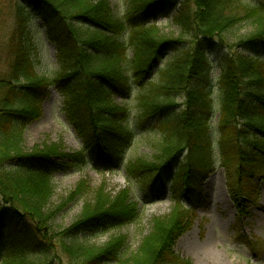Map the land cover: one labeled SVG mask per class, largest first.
Returning <instances> with one entry per match:
<instances>
[{
  "label": "trees",
  "instance_id": "1",
  "mask_svg": "<svg viewBox=\"0 0 264 264\" xmlns=\"http://www.w3.org/2000/svg\"><path fill=\"white\" fill-rule=\"evenodd\" d=\"M25 2L55 47L59 74L53 79L37 76L32 59L36 49L26 31V9L20 5L22 19L11 42L14 63L9 77L0 79V264H124V239L97 248L79 237L133 222L136 205L129 204L126 194L111 203L109 212L87 214L57 237L47 232L42 210L53 195L51 178L73 165L57 147L25 152L23 135L42 117L51 88L63 97L66 121L77 138L98 160L118 168L136 129L129 111L118 107L115 98L126 100L135 87H149L140 97L136 128L147 131L151 120L160 117L154 125L163 138L160 163L138 160L127 172L133 179L143 172L146 187L170 183L175 210L170 220L155 223L157 236L146 239L138 264H190L175 255L173 245L191 229L195 212L203 206L202 187L214 170L216 147L222 165L235 169L229 193L239 219L251 216L264 180V1L254 6L240 0H131L123 20L114 16L107 0ZM172 14L181 29L176 41L165 39L157 27L160 18ZM242 26L253 27V32L227 45L226 35ZM125 36L128 45L121 41ZM128 47L136 51L132 63ZM222 48L220 137L215 142L210 54ZM166 59L158 71L164 82L155 84L151 77ZM176 98L182 103L176 104ZM87 157L82 150L72 159L86 164Z\"/></svg>",
  "mask_w": 264,
  "mask_h": 264
},
{
  "label": "rangeland",
  "instance_id": "2",
  "mask_svg": "<svg viewBox=\"0 0 264 264\" xmlns=\"http://www.w3.org/2000/svg\"><path fill=\"white\" fill-rule=\"evenodd\" d=\"M26 0H0V79L8 78L15 58L11 50V42L16 38L22 13L19 6L25 7L24 22L29 38L35 46L32 59L35 62V71L39 78L53 79L59 74L55 47L47 37L46 29ZM100 1V0H94ZM110 3L116 18L123 20L129 9L131 0H107ZM249 5L257 6L264 0H240ZM171 18H160L157 22L161 35L176 41L181 29ZM253 27L242 26L227 36V45H236L241 39L248 38ZM129 44V37L121 38ZM223 47H226L224 43ZM211 53L214 64L213 100L216 113L211 123V135L215 142L220 135L218 123L221 103L218 101L220 92L218 81L221 74L219 61L220 53ZM128 62L135 59V48L128 47ZM168 59L159 65L151 77L155 84L164 82V76L158 71ZM35 82L34 80L31 83ZM149 88V87H147ZM147 88L135 87L132 95L126 100L115 98L118 107L129 111L130 124L135 130L134 140L126 151L124 159L118 168L107 165L98 160L97 154L89 150L85 142L77 138L74 130L66 121L64 113V99L61 94L51 88L49 97L43 104L42 117L30 124L24 131L23 147L25 152L45 151L47 148L57 147L60 152L69 156L67 163L73 165L66 173L54 174L51 178L53 195L49 203L43 207L47 232L51 231L54 237L75 226L86 216H94L104 211L109 212L112 202L121 194H126L129 204L136 205V219L129 224L118 228H101L92 233L82 235L79 240L89 246L105 248L114 239H124L121 256L124 264H138L141 259L139 251L147 238L155 234L157 221L170 220L175 206L172 200V186L162 183L152 188L144 186L143 172L138 179L129 176L127 168L131 162L138 160L151 163H160L158 157L162 153L163 138L154 125L157 120H151L149 130L141 131L136 128V121L141 113L143 99L140 97L147 92ZM176 104L182 100L176 98ZM159 118V119H158ZM85 151L86 164H78L72 158L81 151ZM59 157L53 160H58ZM234 168L224 167L216 147L214 152V170L208 173V178L202 187V204L194 216L190 230L178 238L173 245L176 256L190 264H198L191 253L195 248L201 249L199 261L209 264H264V180L259 183V207L251 212L250 217L239 219L236 206L229 193V183L234 181ZM96 229V228H95ZM49 230V231H48ZM69 244V241H66ZM66 243V244H67ZM148 252V251H147ZM29 264H38L31 261ZM202 264V263H201Z\"/></svg>",
  "mask_w": 264,
  "mask_h": 264
},
{
  "label": "bare ground",
  "instance_id": "3",
  "mask_svg": "<svg viewBox=\"0 0 264 264\" xmlns=\"http://www.w3.org/2000/svg\"><path fill=\"white\" fill-rule=\"evenodd\" d=\"M258 207H259V206H258ZM258 207H257V208H258ZM197 247H198V246H197ZM197 247L195 248L194 252L191 253L192 256L194 257V259H196V261H197L198 264H201V263H202V264H209V263L206 262V261H204V262H203V261H202V262L199 261V259L201 258V252H202V251H201L200 248H197Z\"/></svg>",
  "mask_w": 264,
  "mask_h": 264
}]
</instances>
